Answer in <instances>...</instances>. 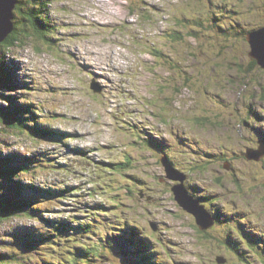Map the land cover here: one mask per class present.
I'll return each instance as SVG.
<instances>
[{
	"label": "rangeland",
	"instance_id": "374dc122",
	"mask_svg": "<svg viewBox=\"0 0 264 264\" xmlns=\"http://www.w3.org/2000/svg\"><path fill=\"white\" fill-rule=\"evenodd\" d=\"M48 1L58 36L50 44L27 39L8 52L19 87L4 93L47 138L0 126V153L15 166L35 160L19 177L43 219L72 227L91 222L94 244L136 225L153 237V264H245L229 237L251 264H264V253L258 257L247 244L251 238L264 249V157L244 155L264 143V70L249 69L244 34L264 25V0ZM194 29L198 35L190 37ZM151 135L174 150L172 175L185 176L209 199L219 224L203 232L179 205L173 189L182 182L167 178L165 157L143 140ZM39 188L70 192L45 199ZM46 226L23 216L0 224V253L14 264L122 263L107 246L94 263V256L74 258L72 244L57 235L49 240ZM28 234L39 242L34 250L25 245ZM131 251L125 264H138Z\"/></svg>",
	"mask_w": 264,
	"mask_h": 264
},
{
	"label": "trees",
	"instance_id": "16d2710c",
	"mask_svg": "<svg viewBox=\"0 0 264 264\" xmlns=\"http://www.w3.org/2000/svg\"><path fill=\"white\" fill-rule=\"evenodd\" d=\"M210 2V5L213 4V0H208ZM223 2L227 3L228 0H222ZM17 4L14 10V20L13 23L15 25L13 33L3 42L0 44V126L2 128H7V131H12L14 133H28V135H31L32 137H36L37 139L41 138H47L45 136L44 129L41 130V128L34 126L33 122H30L27 116V112H23L22 114H19V107L14 106L12 103H15L16 101H9L6 99V96L4 93L17 91L19 83L17 80H15L14 76V70L12 67L8 64L7 60V54L8 52L13 48H18L24 46L25 40L27 39H36L39 41H47L49 44L52 40L51 38L55 39L58 36L57 30L55 31L54 26L52 27L49 24V19L47 17V11L49 7V1L48 0H16ZM217 10L221 12L218 15H222L225 10H221L220 7H217ZM236 11V10H235ZM225 13V12H224ZM237 13V11H236ZM223 25L217 24V28L222 27ZM264 27L261 26V28ZM257 28L247 31L245 30L244 34L247 33L249 35L251 32L259 29ZM220 29V28H219ZM193 34H190V37L193 35L197 37L198 33H196L195 29L193 30ZM230 34V31L228 32ZM247 40V39H246ZM249 69H257L260 68L262 71L264 68L259 66L258 62L256 60H249ZM237 62V61H236ZM236 66L235 63H232ZM231 64V65H232ZM238 70L242 73L247 72L246 68L243 67L241 64V61L239 63L237 62ZM184 88L189 87V82L184 83ZM14 95V94H12ZM15 98V96H12ZM262 100L264 101V95L261 96ZM257 118H255V121ZM247 123V121H245ZM36 127L38 131L36 130ZM6 130V129H5ZM44 132V133H43ZM50 132V131H48ZM53 134V131L50 132ZM50 134V135H51ZM152 138V139H150ZM45 140V139H43ZM145 141L148 149L151 148L158 156L165 157L168 160V163L172 167H176L175 163L173 162L174 158V150H172L169 146H162L159 143L155 141V138L151 136H147ZM264 142V141H263ZM259 144V143H258ZM164 145V144H163ZM260 146V145H259ZM170 150V155L166 154L167 151ZM247 154V153H245ZM244 154V155H245ZM34 161L33 159L26 158L23 160V164H18L17 166L14 165V159L12 157H7L3 153H0V224L10 221L16 216H23V218L27 219H42L47 224V229L51 233L49 240H53V236L57 235L59 236V242L66 243L68 246L69 244H72L70 249L72 252V256L74 258H79L83 256H87L86 259L82 258L80 260H87L91 259V256H94L95 258L91 260L93 263L96 260V257H98L101 252L103 251L104 247H108V249H111V254L117 260V258L122 260V263L118 264H125V259H127L132 253V247H134L136 251V255L139 256L136 258L138 264H148L147 259L150 258L151 264L156 261L153 257L151 246L148 245L149 238L152 236H142L140 233L141 230H139V227L136 225H128L122 228H117V231L121 232V234H115L111 236L112 242L106 243V239H98L97 242H95V238L97 236V228L93 226V224H82L81 226L72 227L69 224H63L62 222L57 221H51L47 219H43L41 214V209L39 208L40 204L39 201H31L28 196H26V186L21 183L20 180V173L22 172H29L30 167H34ZM254 161V160H253ZM255 162V161H254ZM177 163V162H176ZM107 166L113 167L114 165H110L105 163ZM230 165V164H229ZM103 171V170H101ZM133 179L137 182L138 185H140L141 191H145V189L149 188L147 187V182L142 178H136L133 177ZM185 189L187 191V194L194 198L196 201H198L201 205L205 206V208L208 210L210 215L214 218L215 224H219L218 221L220 220L219 215L214 214V210L212 209V206H209V203H207L206 196L199 195V193L196 191V188L193 187L190 184L184 185ZM198 188V187H197ZM35 193L41 197H45V199H53V198H59L60 196L69 194V189H63L58 192L50 191V190H41L35 189ZM175 197V194H174ZM209 198H213L211 195H209ZM176 199V198H175ZM120 200L117 199V201ZM120 204V203H119ZM35 205H37V208H34ZM49 227V228H48ZM52 230V231H50ZM205 232V231H203ZM94 238H93V237ZM224 236V235H223ZM81 237H84L88 243L86 245L82 244V242L79 240H82ZM20 240L25 241L24 239L20 238ZM227 245L231 248V250L240 256V254H244L240 256L242 258V261L245 264H251L249 262V257L247 254H245V251L241 249L240 244H238L232 237L226 238ZM247 244L253 249V251L257 254L259 257L262 256L264 253V249L260 247L261 242L258 243V241L248 238ZM26 247L31 248L34 247L32 244L36 245L39 242L35 240V236L32 234H28L26 236ZM40 242L43 243L41 240ZM79 243L78 245L75 243ZM49 244V241H47ZM103 247V248H102ZM247 248V247H246ZM57 250L59 248L57 247ZM81 254V255H80ZM60 255V252L59 254ZM108 257V256H107ZM263 257V256H262ZM106 259V257H105ZM12 259L6 255L0 253V264H14V262H11ZM264 262V257H263ZM58 264V263H57ZM61 264V262H59ZM135 264V263H134Z\"/></svg>",
	"mask_w": 264,
	"mask_h": 264
},
{
	"label": "water",
	"instance_id": "95a60500",
	"mask_svg": "<svg viewBox=\"0 0 264 264\" xmlns=\"http://www.w3.org/2000/svg\"><path fill=\"white\" fill-rule=\"evenodd\" d=\"M14 10L15 0H0V44L3 43L14 31ZM248 42L251 46L250 57L256 60L262 68H264V27L251 32L248 35ZM264 143H260V149L248 150L245 156L254 161H259L264 157ZM163 164L169 169L170 175L168 179L184 181V178H178L173 176L175 169L168 163L167 158L162 159ZM176 201L180 206L186 210L189 214L196 218L197 224L201 231L210 230L215 224L214 218L210 215L205 206L201 205L194 198L187 194L184 185H178L173 189ZM156 231L157 228L154 227ZM225 261V260H224ZM221 263L223 260L220 261Z\"/></svg>",
	"mask_w": 264,
	"mask_h": 264
},
{
	"label": "bare ground",
	"instance_id": "6f19581e",
	"mask_svg": "<svg viewBox=\"0 0 264 264\" xmlns=\"http://www.w3.org/2000/svg\"><path fill=\"white\" fill-rule=\"evenodd\" d=\"M260 147V146H259ZM262 149L264 150V147H262ZM162 162V161H161ZM163 163V162H162ZM167 172L168 173H170V171H169V169L167 168ZM181 185H186V182H185V180L182 182V184ZM174 191V190H173ZM180 205V204H179Z\"/></svg>",
	"mask_w": 264,
	"mask_h": 264
}]
</instances>
